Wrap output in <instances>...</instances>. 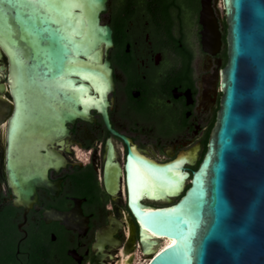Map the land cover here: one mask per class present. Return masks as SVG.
<instances>
[{
	"label": "flooded vegetation",
	"instance_id": "obj_1",
	"mask_svg": "<svg viewBox=\"0 0 264 264\" xmlns=\"http://www.w3.org/2000/svg\"><path fill=\"white\" fill-rule=\"evenodd\" d=\"M100 19L112 31L107 113L117 134L91 110V121L66 123L67 134L45 145H9L15 103L0 71V264H117L120 250L133 252L130 264L147 263L153 253L142 251L128 205V183L141 170L129 147L154 164L176 159L184 187L207 150L227 61L221 0H107ZM17 175L33 185L29 208L14 203Z\"/></svg>",
	"mask_w": 264,
	"mask_h": 264
},
{
	"label": "water",
	"instance_id": "obj_2",
	"mask_svg": "<svg viewBox=\"0 0 264 264\" xmlns=\"http://www.w3.org/2000/svg\"><path fill=\"white\" fill-rule=\"evenodd\" d=\"M82 2L83 27L71 40L58 34L55 25L46 44L38 35L24 32L19 23H13L10 36L0 27V57H7L0 71L7 70L15 103L9 145L11 140L18 147L41 140L45 145L53 136L67 134L66 123L76 118L91 121V110L98 111L106 128L117 134L107 113L113 80L106 54L113 42L110 27L100 19L107 0ZM221 2L228 25L222 95L207 150L189 185L184 187L186 174L173 171L176 159L154 164L128 149V157L144 171L137 169L128 183V205L142 251L153 253L147 264H264V0ZM58 57H63L61 69L54 66ZM9 164L7 158L8 169ZM11 184L18 195L14 203L29 208L31 180L17 175ZM144 193L152 201L165 199L168 205L147 207L139 198ZM226 224L229 244L222 247L215 240ZM162 239L169 244L158 249L157 240ZM189 242L191 259H185ZM201 242L203 255L198 258Z\"/></svg>",
	"mask_w": 264,
	"mask_h": 264
},
{
	"label": "snow or ice",
	"instance_id": "obj_3",
	"mask_svg": "<svg viewBox=\"0 0 264 264\" xmlns=\"http://www.w3.org/2000/svg\"><path fill=\"white\" fill-rule=\"evenodd\" d=\"M238 6L240 5L238 4ZM85 7L86 5L82 0H0V27H3L10 36L13 32V23H19L24 32L38 35L40 42L46 44L49 39L48 34L55 25L58 26L56 28L58 34L65 40H71L72 36L79 34V30L83 27ZM73 9H80L81 11L75 13ZM20 38L24 39V36L22 35ZM12 42L15 43V41ZM57 59L59 63L54 62V66L61 69L63 57ZM17 63L22 62L17 61ZM53 79L58 78L54 77ZM60 86L63 87V85ZM229 231L230 228L226 224L224 230L217 234L215 242L222 247L227 246L229 244ZM189 234L194 235V232L190 230ZM185 239V237H181L182 242ZM204 239L207 240L208 236H205ZM203 248L204 245L201 242L196 251L198 258L203 255ZM190 250L189 242L185 246V259H191L187 254Z\"/></svg>",
	"mask_w": 264,
	"mask_h": 264
},
{
	"label": "bare ground",
	"instance_id": "obj_4",
	"mask_svg": "<svg viewBox=\"0 0 264 264\" xmlns=\"http://www.w3.org/2000/svg\"><path fill=\"white\" fill-rule=\"evenodd\" d=\"M162 240H163V242H162L161 245L159 243V241H161V240H157L158 245H159L158 249L163 247V246H165V245H167V244H169V241L164 240V239H162ZM129 253H133V252L129 251ZM129 253H125V255H124L123 251L120 250V257H119V259L117 261V264H130L131 263V258L129 257ZM137 259H139V256L137 257ZM137 263H139V261H137ZM137 263H134V264H137ZM145 264H147V263H145Z\"/></svg>",
	"mask_w": 264,
	"mask_h": 264
},
{
	"label": "rangeland",
	"instance_id": "obj_5",
	"mask_svg": "<svg viewBox=\"0 0 264 264\" xmlns=\"http://www.w3.org/2000/svg\"><path fill=\"white\" fill-rule=\"evenodd\" d=\"M3 60H5V58H3ZM138 261H140L139 264H143L144 263V262H142L143 260H138Z\"/></svg>",
	"mask_w": 264,
	"mask_h": 264
}]
</instances>
